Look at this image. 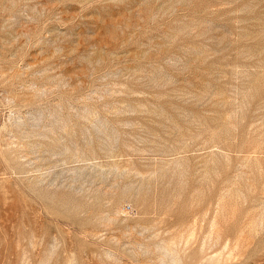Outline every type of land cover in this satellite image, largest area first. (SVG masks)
Listing matches in <instances>:
<instances>
[{
	"label": "rangeland",
	"instance_id": "1",
	"mask_svg": "<svg viewBox=\"0 0 264 264\" xmlns=\"http://www.w3.org/2000/svg\"><path fill=\"white\" fill-rule=\"evenodd\" d=\"M0 264H264V0H0Z\"/></svg>",
	"mask_w": 264,
	"mask_h": 264
}]
</instances>
